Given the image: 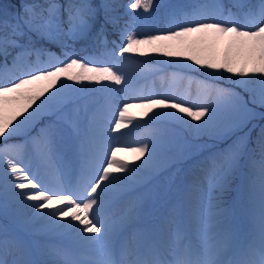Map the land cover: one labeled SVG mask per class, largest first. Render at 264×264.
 <instances>
[{
  "label": "snow or ice",
  "instance_id": "obj_1",
  "mask_svg": "<svg viewBox=\"0 0 264 264\" xmlns=\"http://www.w3.org/2000/svg\"><path fill=\"white\" fill-rule=\"evenodd\" d=\"M0 217V264H264V0H0Z\"/></svg>",
  "mask_w": 264,
  "mask_h": 264
},
{
  "label": "rangeland",
  "instance_id": "obj_2",
  "mask_svg": "<svg viewBox=\"0 0 264 264\" xmlns=\"http://www.w3.org/2000/svg\"><path fill=\"white\" fill-rule=\"evenodd\" d=\"M123 3H127L128 0H121ZM159 2V0H157ZM217 46L226 45L229 48V38L223 37L215 40ZM216 52L214 51L213 54ZM149 55H152L149 53ZM153 64H155V61H152ZM130 74L132 75V86L134 89H143L144 94H148L150 90L152 91H160L162 89H169L172 91H175L178 94L185 95L191 99H197L200 97L203 91V85L201 83V80L203 77L196 76L194 74H186L181 73L178 74L175 78L169 77L165 82H161L159 75L155 73H145L143 75H139L135 72L134 69H130ZM173 80V81H172ZM177 82H176V81ZM179 80V81H178ZM171 84L174 86L173 88H170ZM176 85V86H175ZM166 87V88H165ZM131 116L135 120L139 121H147L148 117L144 116V109L141 108H132L129 110ZM126 133L125 139L129 142L131 141H139L143 138H145L149 132L150 128L146 127H140L136 126L133 127L131 124L128 128L123 130ZM195 157L190 160L182 161L179 165V167L182 169V172L186 179L190 180L195 175H197V170L194 167L195 164ZM133 162H136L135 159ZM191 168V172H187L188 169ZM158 184L160 185V189L163 190V177H161L160 181H158ZM0 222H3V218L0 217Z\"/></svg>",
  "mask_w": 264,
  "mask_h": 264
},
{
  "label": "trees",
  "instance_id": "obj_3",
  "mask_svg": "<svg viewBox=\"0 0 264 264\" xmlns=\"http://www.w3.org/2000/svg\"><path fill=\"white\" fill-rule=\"evenodd\" d=\"M122 2V1H121ZM228 47L226 45H222L221 48H219L216 45L215 40L209 41L208 45L206 46V50L203 52V56L205 57H216L217 59L222 58L224 54L227 52ZM216 51V54H213V52ZM196 75V74H194ZM198 76V75H196Z\"/></svg>",
  "mask_w": 264,
  "mask_h": 264
},
{
  "label": "bare ground",
  "instance_id": "obj_4",
  "mask_svg": "<svg viewBox=\"0 0 264 264\" xmlns=\"http://www.w3.org/2000/svg\"><path fill=\"white\" fill-rule=\"evenodd\" d=\"M159 75V74H158ZM173 81V80H172ZM176 81V80H175ZM179 81V80H178ZM177 82V81H176ZM174 85V84H173ZM172 84H171V86H170V88H173L174 86H173ZM176 86V85H175ZM166 88V87H165ZM167 89V88H166ZM118 155L119 156H122L124 159H126V160H129V161H134V159H135V155L134 154H131V153H128V152H121V153H118ZM188 173L189 172H191V168L190 169H188V171H187ZM161 190V189H160ZM162 191V190H161Z\"/></svg>",
  "mask_w": 264,
  "mask_h": 264
}]
</instances>
